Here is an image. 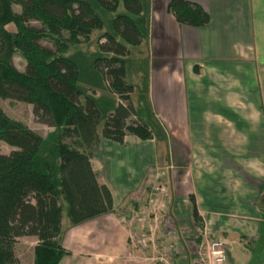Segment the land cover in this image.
Listing matches in <instances>:
<instances>
[{
  "label": "crops",
  "instance_id": "0c3cea01",
  "mask_svg": "<svg viewBox=\"0 0 264 264\" xmlns=\"http://www.w3.org/2000/svg\"><path fill=\"white\" fill-rule=\"evenodd\" d=\"M187 1L206 24L179 23L168 0L147 9L141 0L134 19L147 27L138 45L147 48L148 106L131 104L152 137H100L90 161L113 210L62 227L59 264H142L119 213L143 201L149 170L167 183L168 203L193 195L208 235L226 243L225 264H264V0ZM119 102L115 95L109 113Z\"/></svg>",
  "mask_w": 264,
  "mask_h": 264
},
{
  "label": "trees",
  "instance_id": "16d2710c",
  "mask_svg": "<svg viewBox=\"0 0 264 264\" xmlns=\"http://www.w3.org/2000/svg\"><path fill=\"white\" fill-rule=\"evenodd\" d=\"M97 1L110 11L119 3ZM122 3L127 13L114 17L115 33L104 31L97 39L106 55L97 57L94 66L120 100L98 133L100 111L92 98L82 96L77 66L63 55L70 44L87 41L94 30L102 29L93 6L86 0H0V98L31 104L36 119L53 128L43 137L0 107V141L14 147L0 153V264L16 263L14 248L20 236L38 239L33 264H59L67 254L60 243L63 215L73 226L113 210L110 192L98 183L90 161L100 137L119 143L127 134L152 137L147 123L133 118V86L125 75L128 47L141 41L134 16L141 13L142 4ZM167 10L179 23L191 26L209 20L201 6L187 0H168ZM41 39L56 48L41 45ZM15 54L26 62L22 71L13 63ZM262 90L264 94V82ZM188 199L193 223L202 227L193 195Z\"/></svg>",
  "mask_w": 264,
  "mask_h": 264
},
{
  "label": "rangeland",
  "instance_id": "374dc122",
  "mask_svg": "<svg viewBox=\"0 0 264 264\" xmlns=\"http://www.w3.org/2000/svg\"><path fill=\"white\" fill-rule=\"evenodd\" d=\"M88 1L94 8L96 14L102 20L103 27L102 29L94 30L89 40L81 41L75 44H70L67 51L63 53L70 57L76 64L78 70V87L82 92V96H88L96 102L97 106L99 107L100 111V125L102 121L106 118L109 113V110H112V104L115 101V95L113 92L109 90L107 82L102 74V72L94 66V60L97 57L105 56L106 53L102 52L99 48L97 39L98 36L104 32L115 33L113 28V19L118 14H125L127 13L122 0H119L117 9L115 11H110L104 8L97 0H86ZM148 0H142V4L147 9ZM15 11H19L20 7L18 5H13ZM147 13H145L143 19H146ZM144 21V20H143ZM32 25L40 26L39 22L33 21L31 22ZM143 23V22H142ZM141 22H139L140 32L142 33L143 38L147 36V27L146 23H144V27ZM12 25H9V28H12ZM67 35V32H63ZM40 44L50 49L54 50L56 47L55 45L48 40L41 39ZM144 42V41H143ZM126 62V80L130 83L134 89L130 93V101L136 108H143V106L147 105V48L146 45L143 43L141 45L131 46L128 47V53L124 56ZM13 63L19 70H24L25 68V60L22 56L15 54L13 56ZM99 92L100 96H95V93ZM0 107L12 118L21 120L25 122L31 129L39 133L41 136H46L48 132L52 131V127L39 122L32 112V105L24 102H19L16 100L11 99H2L0 98ZM141 112V111H139ZM99 125V127H100ZM14 147L7 145L5 142L0 141V153L8 154L13 150ZM154 184H158L162 186L164 190L162 191V195L159 194L158 191L155 192L153 189H146L145 190V198L139 205L133 206L129 204L127 209H125V213H137L146 215L144 206H148L147 208L148 213L155 210V215L157 219H160V214H164L165 211H168L175 216V219L181 217L183 214H188V218H180L179 224L182 225L181 228L185 227L186 225L189 228L188 234L182 238V242L179 244V252L178 257L175 255V263L176 264H188L189 259L192 256L193 248L190 249L191 241L195 238L199 237L198 232L192 230V218L190 216L191 211V203L189 199L186 197H179L176 199L178 202H171L168 203L166 200L169 199V194H171L170 189L168 188L167 183L159 177L156 178L153 182ZM170 192V193H169ZM168 197V198H167ZM150 201V202H149ZM146 204V205H145ZM123 212V213H124ZM154 213V212H153ZM150 216V222H140L136 227V231H147L149 228L150 230V237L153 241H157L160 239V227H155L154 222V214ZM122 224V223H121ZM69 220L66 215H63L62 218V227L68 226ZM123 225V224H122ZM127 227V226H126ZM128 228V227H127ZM129 229V228H128ZM182 230V229H181ZM154 234V236H153ZM153 236V237H152ZM161 240V239H160ZM189 243H186V242ZM38 243V239L35 236H20L17 238L15 243V255H16V263L15 264H33L34 261V246ZM127 243L129 244V238L127 237ZM151 243V242H150ZM152 244V243H151ZM130 246V244H129ZM131 247V246H130ZM135 250L139 256L141 257V251L137 248L131 247ZM190 249V250H189ZM142 264H144L143 259Z\"/></svg>",
  "mask_w": 264,
  "mask_h": 264
},
{
  "label": "built area",
  "instance_id": "2783aa9c",
  "mask_svg": "<svg viewBox=\"0 0 264 264\" xmlns=\"http://www.w3.org/2000/svg\"><path fill=\"white\" fill-rule=\"evenodd\" d=\"M133 118L135 117L133 116ZM154 180H156L155 172L149 170L144 180L143 189L149 190L151 188L155 192L158 191L161 195L164 188L158 184H154ZM147 208H149V205L144 206L146 215L144 213L141 215L137 213H125V210V212L121 211L119 213V222L129 228L128 238L130 246L141 251V258L144 264H176L175 255L178 257L179 244L183 241L182 235L184 232H188L189 228L187 226H185V229L181 228L178 220L170 214L168 209L163 215L160 214V219H157L155 210L153 209L152 212L148 213ZM152 213L154 214V226L160 227L159 238L161 240L158 239L156 242L150 237L151 228L147 231L135 230V227L141 221L150 222ZM192 228L190 231H197L199 239L195 238L191 241L192 245L189 247L190 249L193 248V257L189 259L188 264H225L227 258L226 243L222 239L210 237L204 225L199 227L192 223Z\"/></svg>",
  "mask_w": 264,
  "mask_h": 264
}]
</instances>
